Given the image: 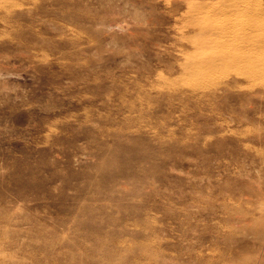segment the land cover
Returning a JSON list of instances; mask_svg holds the SVG:
<instances>
[{"label": "rangeland", "instance_id": "374dc122", "mask_svg": "<svg viewBox=\"0 0 264 264\" xmlns=\"http://www.w3.org/2000/svg\"><path fill=\"white\" fill-rule=\"evenodd\" d=\"M249 1L237 63L220 0H0V264H264Z\"/></svg>", "mask_w": 264, "mask_h": 264}, {"label": "bare ground", "instance_id": "6f19581e", "mask_svg": "<svg viewBox=\"0 0 264 264\" xmlns=\"http://www.w3.org/2000/svg\"><path fill=\"white\" fill-rule=\"evenodd\" d=\"M250 3L249 0H220V3L217 2L215 6L209 9L207 16L203 19H210L212 14L220 17V26L211 34L219 38L224 37L228 42L234 40L237 46V48H233L234 53L232 55L223 54L221 56L222 60L229 61L230 59L231 62L238 63L240 61L250 62L253 59L254 48L256 47L257 49L260 43H258L257 39L253 40L250 34L258 30L262 26V22L260 18L259 20L256 18L253 13L254 8ZM196 34L198 35V33ZM247 38H250V42H248ZM217 60H219L218 55L212 59L213 62Z\"/></svg>", "mask_w": 264, "mask_h": 264}]
</instances>
